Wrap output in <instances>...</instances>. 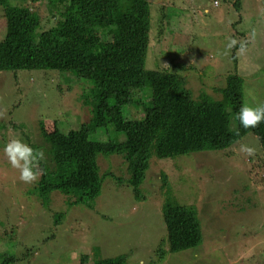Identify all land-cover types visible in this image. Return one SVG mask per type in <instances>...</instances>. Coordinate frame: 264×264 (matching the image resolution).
Masks as SVG:
<instances>
[{
	"label": "rangeland",
	"instance_id": "obj_1",
	"mask_svg": "<svg viewBox=\"0 0 264 264\" xmlns=\"http://www.w3.org/2000/svg\"><path fill=\"white\" fill-rule=\"evenodd\" d=\"M28 3L39 8L42 30L55 28L58 18L51 15L55 8L47 0ZM148 3L150 46L146 65L131 72L128 81L129 85L145 86L142 104L133 102L130 107L132 118L151 119L148 104L154 94L166 91L174 73L185 79L195 98L205 92L215 99L222 98L219 89L226 86L227 76L239 74L244 80V102L250 99L246 95L249 90L264 101V0ZM5 30L6 18L0 8V37ZM228 37L246 40V52L239 54L238 46L227 51ZM50 73L47 69L23 70L18 71L17 79L0 73V120L8 125L4 136L10 141L21 138L24 130L30 133L34 129V149L43 150L48 161L45 141L34 134L41 126L37 122L42 120L49 132L80 129L88 116L81 95L84 86L91 84L86 75L57 72L53 78ZM15 105L12 119L8 111ZM114 112L125 127L130 125L123 120L119 107H114ZM80 134L86 138V132ZM116 138L124 139L122 134ZM240 144L254 147L255 156L261 151L258 137L249 133L232 147L192 153L187 159L192 158L185 160L191 170L182 180L184 185L176 182L173 198L197 213L203 239L198 246L181 251L169 249L159 197L150 194L146 201L150 206L140 208L126 184L120 187L109 182L93 210L84 205L67 210V196L57 190L51 194V210L40 201L36 190L37 198L26 195L27 203L22 205L15 185L19 172L1 147L0 218L4 226L0 231V264H89L96 258L97 248L101 256L126 253L127 264H264V172L259 168L263 166L240 152ZM103 163L102 168L110 164L116 167L108 161ZM154 166L150 175L156 177L162 169L157 162ZM164 169L173 177L169 166ZM154 185V189L160 188L158 181ZM56 213H63V217ZM160 251L165 252L162 258ZM83 255L89 256L87 263L82 262ZM7 256L16 260L3 263Z\"/></svg>",
	"mask_w": 264,
	"mask_h": 264
},
{
	"label": "trees",
	"instance_id": "obj_2",
	"mask_svg": "<svg viewBox=\"0 0 264 264\" xmlns=\"http://www.w3.org/2000/svg\"><path fill=\"white\" fill-rule=\"evenodd\" d=\"M22 1L0 0L6 18L5 34L0 37V73L17 79L18 71L47 69L53 78L57 72L86 75L91 84L84 86L81 95L88 116L80 129L56 128L49 132L42 120L37 122L41 126L34 134L45 141L50 161L41 162L43 174L36 185L16 181L21 204L27 203L28 198H37L36 190L40 201L51 210V194L57 190L67 196V210L78 205L93 210L109 182L120 187L126 184L140 208L150 206L146 202L150 194L159 197L170 251L201 244L200 218L172 193L178 183L184 185L182 180L190 173L186 162L192 158L187 159L190 154L227 149L252 133L261 144V151L253 160L263 166L259 168L264 172V122L255 128H241L239 136L234 132L238 122L233 115L244 103L243 78L239 74L228 75L226 86L219 89L221 99L205 92L195 98L185 79L174 73L166 91L154 94L148 104L151 119L132 118L130 107L133 102L142 104L145 86L129 85L128 81L131 72L146 65L150 46L148 0H47L55 8L51 15L58 18L55 28L47 30H42L39 8L28 3L39 0H26L24 5ZM110 33L111 39L107 40ZM114 107H119L123 120L130 125L125 127L117 120ZM16 108L17 105L8 111L12 119ZM7 126L0 120V148L9 141L3 134ZM81 131L86 132V138ZM33 132L34 129L30 133L24 130L19 139L36 148ZM121 134L123 141L116 138ZM104 161L116 167L110 164L102 168ZM156 162L162 170L153 177L150 174ZM165 166L172 169L173 177ZM152 178H157L158 190L154 189L157 181ZM56 214L63 217V213ZM3 226L0 218V231ZM96 250V258L89 264H127L124 252L101 256ZM160 252L159 258L164 257L165 252ZM82 257V262L87 263L89 256ZM15 260V256H7L3 263Z\"/></svg>",
	"mask_w": 264,
	"mask_h": 264
},
{
	"label": "clouds",
	"instance_id": "obj_3",
	"mask_svg": "<svg viewBox=\"0 0 264 264\" xmlns=\"http://www.w3.org/2000/svg\"><path fill=\"white\" fill-rule=\"evenodd\" d=\"M227 39V51L237 48L238 46L239 54L246 52V40H237L234 37H228ZM246 95L250 99L245 101L233 115V119L238 122V126L234 129L236 136L240 135L241 128H255L260 123L264 122V101L257 99L252 90H249ZM2 150L11 166L18 170L20 181L25 184H32L38 181L43 174L40 168L41 162L45 159L43 150H36L19 138L8 141L3 145ZM239 151L249 157H254L256 154V149L247 144H240Z\"/></svg>",
	"mask_w": 264,
	"mask_h": 264
}]
</instances>
